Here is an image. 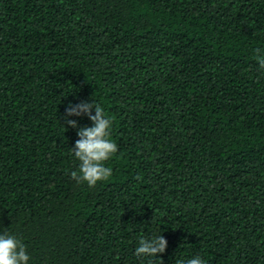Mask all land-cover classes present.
I'll list each match as a JSON object with an SVG mask.
<instances>
[{
	"label": "trees",
	"instance_id": "trees-1",
	"mask_svg": "<svg viewBox=\"0 0 264 264\" xmlns=\"http://www.w3.org/2000/svg\"><path fill=\"white\" fill-rule=\"evenodd\" d=\"M258 49L264 0H0V232L29 264H264ZM81 101L118 145L93 187L71 177Z\"/></svg>",
	"mask_w": 264,
	"mask_h": 264
},
{
	"label": "clouds",
	"instance_id": "clouds-1",
	"mask_svg": "<svg viewBox=\"0 0 264 264\" xmlns=\"http://www.w3.org/2000/svg\"><path fill=\"white\" fill-rule=\"evenodd\" d=\"M256 59L264 68V50H257ZM86 116L91 121L90 126L78 127V122L69 117ZM65 123L77 129L78 139L71 154L79 162L78 169L71 173L72 179L78 184L86 183L93 187L100 181H106L112 176V168L106 163L117 153L118 145L111 137L113 120L106 116L102 106L94 101L69 103L64 116ZM167 241L162 235L141 236L135 249L137 258H158L164 253ZM31 257L26 246L12 232H0V264H29ZM179 264H207L206 260L196 255L191 259L180 260Z\"/></svg>",
	"mask_w": 264,
	"mask_h": 264
}]
</instances>
